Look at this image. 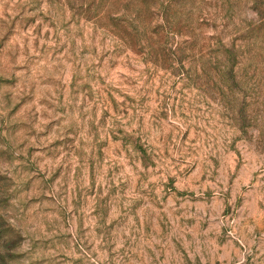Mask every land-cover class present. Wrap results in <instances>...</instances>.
Instances as JSON below:
<instances>
[{"label": "rangeland", "instance_id": "rangeland-1", "mask_svg": "<svg viewBox=\"0 0 264 264\" xmlns=\"http://www.w3.org/2000/svg\"><path fill=\"white\" fill-rule=\"evenodd\" d=\"M0 264H264V0H0Z\"/></svg>", "mask_w": 264, "mask_h": 264}]
</instances>
